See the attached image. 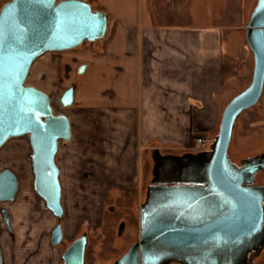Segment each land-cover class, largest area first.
I'll return each mask as SVG.
<instances>
[{"label":"crops","instance_id":"1","mask_svg":"<svg viewBox=\"0 0 264 264\" xmlns=\"http://www.w3.org/2000/svg\"><path fill=\"white\" fill-rule=\"evenodd\" d=\"M99 1L100 7L93 10L108 16L105 37L71 50L80 53L78 75L84 81L74 84L73 103L67 108L73 115L68 117L71 138L60 141L56 157L65 210L64 241L67 205L77 212L74 223L82 212H91L84 224L97 226L122 207L129 209L140 196L147 193L148 198V192L157 187V165L162 160L208 159L214 145L196 154L192 135L216 143L232 83L241 77L247 84L253 76L246 29L258 0ZM85 44L90 48L78 52ZM48 54L52 53L35 61L30 73ZM83 67L86 70L80 74ZM29 166L31 162L12 169L19 182L29 180V171L33 175ZM87 194L96 200H84ZM26 202L9 213L11 229L21 236L9 255H4L0 240L2 264H63V254L51 245L50 236L48 241L41 239L43 230L51 234L57 218L49 210L31 209ZM41 218L46 222L44 229L38 224ZM2 241L8 246L5 236ZM110 256L89 252L87 244L84 264H117L119 260L112 262ZM246 264H264V241Z\"/></svg>","mask_w":264,"mask_h":264},{"label":"water","instance_id":"2","mask_svg":"<svg viewBox=\"0 0 264 264\" xmlns=\"http://www.w3.org/2000/svg\"><path fill=\"white\" fill-rule=\"evenodd\" d=\"M107 29V14L81 0H11L0 10V149L28 137L34 191L58 221L50 234L53 247L64 240L65 214L56 157L60 141L71 138V125L65 115L54 114L49 95L26 82L40 57L101 40ZM246 41L254 58L252 81L224 109L211 156L157 165V187L141 211L139 240L117 264H246L263 243L264 186L256 177L264 171V156L237 165L229 148L237 119L264 91V0L252 13ZM74 92L75 86L63 92V108L71 107ZM168 170L173 179H159ZM18 191L17 176L0 172V203L13 202ZM1 215L11 230L9 212L2 209ZM87 244L86 236L76 240L63 253V264H84Z\"/></svg>","mask_w":264,"mask_h":264},{"label":"rangeland","instance_id":"3","mask_svg":"<svg viewBox=\"0 0 264 264\" xmlns=\"http://www.w3.org/2000/svg\"><path fill=\"white\" fill-rule=\"evenodd\" d=\"M10 1L11 0H1L0 10ZM84 1L95 10L100 7L99 0ZM90 46L91 45L85 44L79 49L81 51L78 52L82 53L85 50H88ZM79 54L80 53L71 51L68 53H52L46 55L35 64L26 82V86L34 87L52 98V106L55 115H65L66 117L73 118L70 109L67 110L61 106L60 98L65 90L71 86H75L74 84L81 85L84 81V77L78 75V69L82 65ZM251 81L247 84L243 83L244 79L240 77L233 82L232 85L234 90L231 92L232 95L229 102L242 93L250 85ZM74 108L76 110L80 109L77 105ZM28 145V137L15 138L8 141L2 151H0V172L4 170L13 171L12 169L20 170L21 164L23 165L24 163L29 165L31 162L29 158L31 151L29 153ZM194 146L195 144L193 143L192 147ZM61 150L65 153L66 147L62 146ZM195 151L197 154V150ZM229 156L233 163L237 164H240L242 161L264 156V94L256 106L244 111L237 119L229 148ZM30 167L31 166H29V169ZM29 174H31L32 177L30 176L27 182H19L20 192L18 191L19 194L15 201L0 203V220L2 224L0 240L3 246L2 249L4 255H9L10 252L17 249L15 241L21 235L20 233L16 234L13 226L11 232L8 233L7 226L3 222L1 215V210L3 208L11 215V212L13 210L16 211L20 203L26 199V204L29 205L31 209L37 208L42 212H49L44 201L34 191V176L31 171H29ZM257 182L259 184H264V173L257 177ZM149 184L150 183L148 182V186ZM82 198L86 201L96 200V198L90 194L83 195ZM147 200L146 193V196H140V200L137 198L136 202L132 204L129 209L127 206L122 207L121 210L113 212L109 220L106 218L102 224L97 226L91 225L89 221L88 224H84V221L87 220L86 217L88 214H91V212H82L80 215V221L74 223V215L77 212L73 209V205H67L68 210L64 221L67 226V236L65 241L57 247L60 254L62 255L72 242L82 236H87L89 240V252L99 253L102 257H109L111 255L110 260L112 262L119 260L127 253L128 249L139 240L141 223L140 213L141 209L146 205ZM108 210L109 206L107 205L105 210L106 216L109 213ZM32 211V216L37 217V211ZM45 223L46 222L43 218L38 222V224H41L40 226H43L42 229H44ZM68 227L73 229L72 234L69 233ZM47 231L48 230H43L42 232L41 239L43 241H46L50 236ZM3 236L9 241L8 246L7 244L5 245V243H2Z\"/></svg>","mask_w":264,"mask_h":264},{"label":"built area","instance_id":"4","mask_svg":"<svg viewBox=\"0 0 264 264\" xmlns=\"http://www.w3.org/2000/svg\"><path fill=\"white\" fill-rule=\"evenodd\" d=\"M195 146L194 150L199 151L201 148L206 147V146H213L215 145V142L212 139L208 138H196L195 139Z\"/></svg>","mask_w":264,"mask_h":264},{"label":"flooded vegetation","instance_id":"5","mask_svg":"<svg viewBox=\"0 0 264 264\" xmlns=\"http://www.w3.org/2000/svg\"><path fill=\"white\" fill-rule=\"evenodd\" d=\"M240 165H241V164H240ZM169 171H171V170H168V171H164V172H162L161 175H160V178H159V179H161L162 181H164V180H165V181H168V179L172 180L173 177H172V175H169ZM263 173H264V171H261L257 176H259L260 174H263ZM170 176H171V177H170ZM256 178H257V177H256ZM256 182H257V179H256ZM82 237H83V236H82ZM82 237H81V238H82ZM86 237H87V236H86ZM79 239H80V238H79ZM87 239H88V237H87ZM77 240H78V239H77ZM75 241H76V240H75ZM75 241H74V242H75ZM63 242H64V240H63ZM74 242H72V244H73ZM72 244H71V245H72ZM71 245H70V246H71ZM70 246H69V247H70ZM67 249H68V248H67ZM67 249H66V250H67ZM251 253H252V252H251ZM251 253L248 254V257H249V255H250ZM248 257H247V258H248Z\"/></svg>","mask_w":264,"mask_h":264},{"label":"trees","instance_id":"6","mask_svg":"<svg viewBox=\"0 0 264 264\" xmlns=\"http://www.w3.org/2000/svg\"><path fill=\"white\" fill-rule=\"evenodd\" d=\"M196 137H197L196 134H193V135H192V144L195 143V139H196Z\"/></svg>","mask_w":264,"mask_h":264},{"label":"bare ground","instance_id":"7","mask_svg":"<svg viewBox=\"0 0 264 264\" xmlns=\"http://www.w3.org/2000/svg\"><path fill=\"white\" fill-rule=\"evenodd\" d=\"M4 209V208H3Z\"/></svg>","mask_w":264,"mask_h":264}]
</instances>
